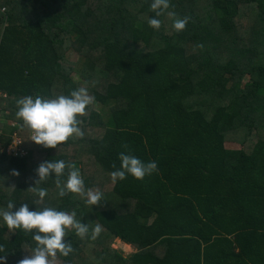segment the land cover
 Instances as JSON below:
<instances>
[{"label":"trees","instance_id":"1","mask_svg":"<svg viewBox=\"0 0 264 264\" xmlns=\"http://www.w3.org/2000/svg\"><path fill=\"white\" fill-rule=\"evenodd\" d=\"M150 3L1 1L0 208L12 201L13 211L20 203L74 211L89 233L66 232L72 251L56 253L60 264H264V0H169L155 30ZM168 11L188 18L182 31ZM80 87L94 97L77 117L83 135L56 147L33 142L16 100ZM14 135L18 154L7 150ZM121 152L158 170L113 184ZM58 159L102 200L58 196L51 174L35 185L37 166ZM116 239L136 250L125 256ZM34 246L31 231L0 220L4 264Z\"/></svg>","mask_w":264,"mask_h":264},{"label":"clouds","instance_id":"2","mask_svg":"<svg viewBox=\"0 0 264 264\" xmlns=\"http://www.w3.org/2000/svg\"><path fill=\"white\" fill-rule=\"evenodd\" d=\"M149 9L154 13L153 17L147 19V24L159 29L160 17L169 9V0H151ZM167 16L172 20V28L182 31L188 21L187 17L179 18L176 13L168 11ZM94 97L88 95L85 87L70 90L67 95H57L54 98H42L40 96H24L16 100V117L31 130V140L43 147H56L73 134L77 137L83 133L78 127L80 124L78 116L85 112L87 105L91 104ZM120 165L109 172L113 184L118 180H124L126 175L135 179H143L157 171V164L153 160L142 161L139 157L121 152L118 154ZM67 172L65 173V169ZM37 183L43 182L51 174L55 178L57 195L65 196L71 192L85 198V204L95 205L102 200L100 191L85 190L80 170L72 163L64 160H45L36 168ZM13 174H16L13 172ZM63 183L60 177L65 176ZM39 199L46 195V189H36ZM35 205V204H34ZM14 203L8 201L6 206L0 208V220L9 228L22 229L32 232V240L35 246L31 253L18 261V264H51L49 257L55 258L59 252L61 256H67L72 251L71 244L62 238L66 236L65 230L71 227L75 234L83 238L89 233L86 223L75 218V212H65L53 207H34L30 210L28 203H20L13 211ZM35 230V231H32ZM101 231L99 224L91 229V238H95ZM2 252V248H0ZM6 257L0 254V264H4Z\"/></svg>","mask_w":264,"mask_h":264},{"label":"rangeland","instance_id":"3","mask_svg":"<svg viewBox=\"0 0 264 264\" xmlns=\"http://www.w3.org/2000/svg\"><path fill=\"white\" fill-rule=\"evenodd\" d=\"M246 20V19H244ZM251 23V21H249ZM245 23V21H244ZM250 34V33H249ZM250 36V35H249ZM249 38V37H248ZM66 59H68L69 61H72V62H78V54L76 51L74 50H68L66 52ZM73 78L75 80H79L80 79V76L78 75V73H73L72 74ZM226 147L227 148H238L239 147V144H237V142L235 141H227L226 142ZM70 149V148H69ZM71 227L67 228L65 230V233L70 229ZM112 247L113 248H116L118 250H120L125 256L126 255H129L130 253L134 252L136 250L135 247L131 246L130 244H126V243H123L122 241H120L119 239H116L114 240L113 244H112ZM30 253H25V255H29ZM49 260L51 261V264H60L57 256H55V258H52V257H49Z\"/></svg>","mask_w":264,"mask_h":264},{"label":"built area","instance_id":"4","mask_svg":"<svg viewBox=\"0 0 264 264\" xmlns=\"http://www.w3.org/2000/svg\"><path fill=\"white\" fill-rule=\"evenodd\" d=\"M1 1L2 0H0V12H5V10H6V7H5V5H1ZM6 96V93L0 88V98H3V97H5ZM0 113H1V109H0ZM0 132H1V128H0ZM31 135H32V132L30 133ZM20 143H21V139H20V137H18L17 135H14V139H13V141H12V143H11V145L8 147V151L10 152V153H17L18 154V152L19 151H22V150H20L21 148H20ZM1 150V149H0Z\"/></svg>","mask_w":264,"mask_h":264},{"label":"crops","instance_id":"5","mask_svg":"<svg viewBox=\"0 0 264 264\" xmlns=\"http://www.w3.org/2000/svg\"><path fill=\"white\" fill-rule=\"evenodd\" d=\"M120 240V239H119ZM121 241V240H120ZM124 243V242H123ZM132 246V245H131Z\"/></svg>","mask_w":264,"mask_h":264}]
</instances>
